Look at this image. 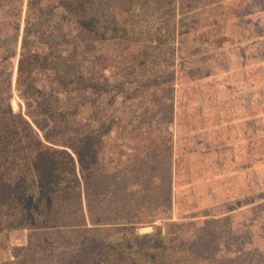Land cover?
I'll use <instances>...</instances> for the list:
<instances>
[{
    "label": "rangeland",
    "instance_id": "rangeland-1",
    "mask_svg": "<svg viewBox=\"0 0 264 264\" xmlns=\"http://www.w3.org/2000/svg\"><path fill=\"white\" fill-rule=\"evenodd\" d=\"M65 1L0 0V69L28 117L18 58L40 54L34 83L68 121L57 140L112 125L98 149L104 176L88 187L101 196L83 195L96 227L87 245L93 233L103 245L120 241L102 264L128 262L137 235L161 264H264V0H79L102 26L126 28L105 38L83 30ZM17 218L0 212V264H60L82 248L72 226ZM193 229L218 253L200 243L193 263L187 246L174 250L199 244Z\"/></svg>",
    "mask_w": 264,
    "mask_h": 264
},
{
    "label": "trees",
    "instance_id": "trees-1",
    "mask_svg": "<svg viewBox=\"0 0 264 264\" xmlns=\"http://www.w3.org/2000/svg\"><path fill=\"white\" fill-rule=\"evenodd\" d=\"M65 4L67 9L79 14L78 24L86 32L98 31L101 38L106 37L105 32L109 29L117 35L126 34L124 26H102L99 18L86 15L83 11L85 4L79 0L65 1ZM44 57L47 58V55ZM39 60L38 52L24 51L18 58L16 87L25 105L32 109V114H28L30 119L22 112L21 105L17 109L12 106L9 72L0 69V212L12 217L17 224L24 220L15 218L23 214L27 219L37 220L36 226H72L76 229V245L82 248L77 253L65 255V263L60 264H102L105 256L117 254L121 244L118 240L108 246L103 245L99 242L100 235L93 233L94 236L91 237L95 243L87 245L89 232L95 231L96 227L87 226L83 195L86 198L101 196L97 188L88 187L93 180L99 185L104 176V172L98 168V149L102 137L110 131L112 125L110 121H100L88 130L73 132L65 136L64 140H57V131L66 126L68 121L54 106L56 100L52 94L34 83V71ZM165 116H162L163 121ZM146 168L147 166H143L140 172ZM83 185L87 188L82 191ZM171 190L169 186L168 197ZM72 198H76L77 204L73 206L76 215L72 220H66L73 211L68 208V200ZM87 211L89 213L88 208ZM90 221L92 224H99L103 218L97 214L90 216ZM217 221L218 219L211 220L213 223ZM229 222H232L230 217ZM198 230L193 229V234L199 244H181L174 248L177 250L182 249L181 246H187L193 253V263L197 262V258L203 257L198 254L200 243V248L205 251L213 249L217 254L220 249L218 244H212L207 235L198 233ZM134 239L138 252L127 253L125 259L128 262L125 264H161L160 259L158 261L155 258L161 257V254H154L149 247V239L143 240L138 235ZM83 247L92 249V261L85 262L86 252Z\"/></svg>",
    "mask_w": 264,
    "mask_h": 264
},
{
    "label": "water",
    "instance_id": "water-1",
    "mask_svg": "<svg viewBox=\"0 0 264 264\" xmlns=\"http://www.w3.org/2000/svg\"><path fill=\"white\" fill-rule=\"evenodd\" d=\"M150 230H152V227L150 226L139 228L140 233H146V232H149Z\"/></svg>",
    "mask_w": 264,
    "mask_h": 264
},
{
    "label": "crops",
    "instance_id": "crops-1",
    "mask_svg": "<svg viewBox=\"0 0 264 264\" xmlns=\"http://www.w3.org/2000/svg\"><path fill=\"white\" fill-rule=\"evenodd\" d=\"M262 37H264V36H262Z\"/></svg>",
    "mask_w": 264,
    "mask_h": 264
}]
</instances>
